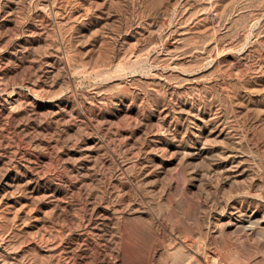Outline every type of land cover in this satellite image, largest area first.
Returning <instances> with one entry per match:
<instances>
[{
	"label": "rangeland",
	"instance_id": "374dc122",
	"mask_svg": "<svg viewBox=\"0 0 264 264\" xmlns=\"http://www.w3.org/2000/svg\"><path fill=\"white\" fill-rule=\"evenodd\" d=\"M0 264H264V0H0Z\"/></svg>",
	"mask_w": 264,
	"mask_h": 264
},
{
	"label": "bare ground",
	"instance_id": "6f19581e",
	"mask_svg": "<svg viewBox=\"0 0 264 264\" xmlns=\"http://www.w3.org/2000/svg\"><path fill=\"white\" fill-rule=\"evenodd\" d=\"M22 213V212H21Z\"/></svg>",
	"mask_w": 264,
	"mask_h": 264
}]
</instances>
